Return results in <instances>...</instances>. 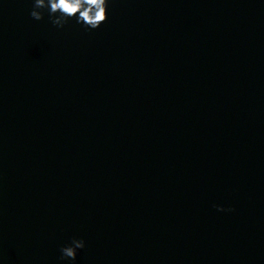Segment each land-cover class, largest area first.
Wrapping results in <instances>:
<instances>
[{
  "label": "water",
  "instance_id": "water-1",
  "mask_svg": "<svg viewBox=\"0 0 264 264\" xmlns=\"http://www.w3.org/2000/svg\"><path fill=\"white\" fill-rule=\"evenodd\" d=\"M33 6L0 0V264H264V0Z\"/></svg>",
  "mask_w": 264,
  "mask_h": 264
},
{
  "label": "clouds",
  "instance_id": "clouds-1",
  "mask_svg": "<svg viewBox=\"0 0 264 264\" xmlns=\"http://www.w3.org/2000/svg\"><path fill=\"white\" fill-rule=\"evenodd\" d=\"M110 0H34L30 15L35 20H43L45 11L51 22L63 28L71 20H76L88 30L99 29L109 19ZM219 211H235L234 208L225 209L217 206ZM86 247V241L73 238L70 244L62 246L61 260L75 262L78 250Z\"/></svg>",
  "mask_w": 264,
  "mask_h": 264
}]
</instances>
